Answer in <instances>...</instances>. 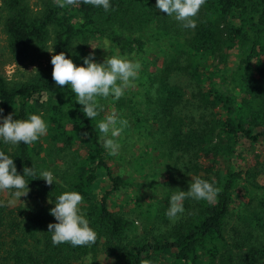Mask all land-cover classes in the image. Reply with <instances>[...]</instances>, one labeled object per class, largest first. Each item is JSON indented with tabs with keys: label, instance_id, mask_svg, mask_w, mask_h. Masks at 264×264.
Returning a JSON list of instances; mask_svg holds the SVG:
<instances>
[{
	"label": "trees",
	"instance_id": "16d2710c",
	"mask_svg": "<svg viewBox=\"0 0 264 264\" xmlns=\"http://www.w3.org/2000/svg\"><path fill=\"white\" fill-rule=\"evenodd\" d=\"M37 1L34 10L31 0H0L3 65L40 58L49 43L83 66L91 46L107 38L113 52L142 58L141 69L119 100L99 101L128 121L115 156L100 140L104 117H86L70 86L55 84L51 57L19 79L0 69V117L42 114L48 125L31 145L0 140L18 174L36 172L25 177L21 204L0 206V264H89L88 257L101 264V253L118 264H264V155L256 152L264 145V0H206L195 29L161 12L156 0H110L107 12L82 0L63 9ZM117 161L144 179L157 175L155 165L178 162L220 191L214 203L185 199L169 226L158 197L146 208H116L112 194L133 185ZM44 170L53 185L40 179ZM66 191L84 197L80 210L95 244L53 245L50 209Z\"/></svg>",
	"mask_w": 264,
	"mask_h": 264
},
{
	"label": "clouds",
	"instance_id": "9594fccd",
	"mask_svg": "<svg viewBox=\"0 0 264 264\" xmlns=\"http://www.w3.org/2000/svg\"><path fill=\"white\" fill-rule=\"evenodd\" d=\"M54 2L56 6L63 9L78 5L81 0H54ZM82 2L102 7L105 12L111 9L110 0H82ZM205 3L206 0H156V8L167 16L174 17L182 23L184 28L195 29V17ZM110 47L111 42L105 38L102 49L110 51ZM91 48L93 51L83 58V66H77L72 59L66 57L63 51L54 54L53 47L47 51L53 53L51 56L52 80L60 87L70 86L71 92L75 94L76 102L83 106L84 115L95 120L103 111L100 99L112 96L115 100H119L126 89L135 87L134 82L138 79L141 64L139 61L123 58L118 54H111L105 57L103 63H97L94 58L96 48L92 46ZM33 70L37 71L35 68ZM2 112L3 109H0V113ZM0 118L3 120L0 124V140L5 144L31 145L48 130L42 114H32L27 119L14 120L12 114ZM127 125L128 121L120 118L115 111L97 123L100 140L109 155L115 156L119 153L121 145L118 143V138ZM26 176H36L35 170L32 167H24L23 175L18 174L13 159L4 151H0V192L15 189V196L19 198L26 196L29 192ZM40 179H43L47 185H53L55 177L50 171L44 170L40 172ZM214 183L200 177H192L187 191L179 190L171 195L170 207L166 212L169 220L175 223L180 214L184 213L185 199L214 203L220 191L214 187ZM83 200L84 197L77 191H66L56 198L55 207L50 209V215L57 223H49L47 226L48 232L52 234L51 240L54 246L63 243L73 247L95 244L97 233L89 226L88 219L80 210ZM48 203L52 201L49 200ZM0 206H3L2 201ZM136 223L139 225V221ZM88 260L89 264H92L91 257H88ZM140 264H152V261L142 260Z\"/></svg>",
	"mask_w": 264,
	"mask_h": 264
},
{
	"label": "rangeland",
	"instance_id": "374dc122",
	"mask_svg": "<svg viewBox=\"0 0 264 264\" xmlns=\"http://www.w3.org/2000/svg\"><path fill=\"white\" fill-rule=\"evenodd\" d=\"M31 5L34 10L38 9L39 4L37 0H31ZM5 45V34L3 32L2 24L0 22V49L3 48ZM52 46L48 43L46 48L42 51V56L40 58H28L24 61L20 62H6L4 65L2 61L6 58L4 56L0 63V69L8 78H23L27 75V73L32 72L33 68H36L40 65H45L47 60L51 57L52 53H49V50ZM92 47H95V62L103 63L105 57L110 56L111 54H117L113 52L111 49L110 51H105L103 45H99L98 43H94ZM93 51V49L91 48ZM119 55V54H118ZM123 58H127L133 61H139L141 64V59L137 55L134 56H126V55H119ZM148 59H152L151 54H149ZM158 64H160L158 62ZM153 68V67H152ZM112 108L109 106L108 109H103L100 112L102 117H105L109 114ZM0 124L2 122L0 121ZM138 146L136 145L135 148ZM256 152H261L264 155V145L262 143L256 145ZM138 152V149H136ZM131 163L124 162L122 165L119 161L114 163L116 166V171L119 172L120 168L123 169L121 173L122 177L128 178L132 180L133 185H130L126 189H122L117 191L116 193L112 194L115 195L114 202L116 203V208H119L123 211H128L129 209H136L137 204H140L142 208H146L149 202L158 197L160 198V204L163 203L165 206V211L167 212L168 208L170 207V197L174 192H178L179 190L187 191L189 189V185L192 180V174L186 172L185 166L182 164L180 165L178 162L176 167L174 166L172 161H169L168 164L155 165L151 173L155 172L157 175L149 177L148 179L140 178L138 175L136 176L134 171L130 167ZM133 177V178H130ZM264 178V176H262ZM105 182L102 181L98 184V189H103ZM15 191L8 190L0 192V201L5 202L9 207H15L23 202L22 197H17L14 195ZM156 195V196H155ZM165 199H168L167 201ZM169 206H168V205ZM139 209V208H138ZM139 221V232L141 234V226L142 223ZM172 221H170L169 226L173 225ZM101 264H118L116 260L111 257L101 253L98 257Z\"/></svg>",
	"mask_w": 264,
	"mask_h": 264
}]
</instances>
